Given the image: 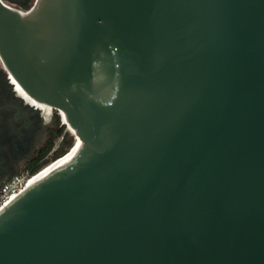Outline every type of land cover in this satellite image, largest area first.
I'll use <instances>...</instances> for the list:
<instances>
[{"label": "water", "instance_id": "obj_1", "mask_svg": "<svg viewBox=\"0 0 264 264\" xmlns=\"http://www.w3.org/2000/svg\"><path fill=\"white\" fill-rule=\"evenodd\" d=\"M28 13L0 1L2 63L85 142L0 211V264H264V0Z\"/></svg>", "mask_w": 264, "mask_h": 264}, {"label": "flooded vegetation", "instance_id": "obj_2", "mask_svg": "<svg viewBox=\"0 0 264 264\" xmlns=\"http://www.w3.org/2000/svg\"><path fill=\"white\" fill-rule=\"evenodd\" d=\"M10 9L32 11L37 0H0ZM64 123L55 108L28 94L10 76L0 57V188L14 174L42 164ZM63 135L56 139L61 141ZM55 143V144H56ZM55 146V145H54Z\"/></svg>", "mask_w": 264, "mask_h": 264}, {"label": "built area", "instance_id": "obj_3", "mask_svg": "<svg viewBox=\"0 0 264 264\" xmlns=\"http://www.w3.org/2000/svg\"><path fill=\"white\" fill-rule=\"evenodd\" d=\"M24 13H28L23 11ZM57 111V110H56ZM59 113V112H58ZM62 122L63 117L59 113ZM65 124V123H64ZM58 147V142L54 146V150ZM49 164V163H48ZM46 164V165H48ZM44 165L42 168H44ZM41 168V169H42ZM41 169L39 171H41ZM32 173L31 170L26 169L20 173L14 174L9 180H7L0 188V211L9 204L19 193H21L27 186L31 184L33 177L39 172Z\"/></svg>", "mask_w": 264, "mask_h": 264}, {"label": "trees", "instance_id": "obj_4", "mask_svg": "<svg viewBox=\"0 0 264 264\" xmlns=\"http://www.w3.org/2000/svg\"><path fill=\"white\" fill-rule=\"evenodd\" d=\"M61 135H63L61 141L59 142L58 148L54 151L52 156H50L46 161H44L42 164H39L38 166L34 167L31 169L32 173H36L39 171L44 165L62 157L64 154H66L74 145L75 138L73 135L70 134L69 131L65 130V125H64V130L59 131L57 134H55L54 138L50 142L48 151L52 150L56 143V139L59 138Z\"/></svg>", "mask_w": 264, "mask_h": 264}, {"label": "bare ground", "instance_id": "obj_5", "mask_svg": "<svg viewBox=\"0 0 264 264\" xmlns=\"http://www.w3.org/2000/svg\"><path fill=\"white\" fill-rule=\"evenodd\" d=\"M27 15H29V13H25ZM16 80V79H15ZM17 84L22 87L20 85V83L18 81H16ZM23 88V87H22ZM24 89V88H23ZM25 90V89H24ZM26 91V90H25ZM27 92V91H26ZM28 93V92H27ZM29 94V93H28ZM31 95V94H30ZM32 96V95H31ZM35 97H33L34 99ZM50 106V105H49ZM52 107V106H51ZM63 115V113H62ZM64 123L67 124L68 129L76 136L77 141L75 142V146L73 145L72 148L68 151V153H66V155L50 162V164L46 165L44 168L41 169V171H39L32 179L31 183H33L35 180H37L38 178H40L41 176H43L44 174H46L47 172H49L50 170H52L54 167H56L58 164H60L63 160H65L68 156H73L74 153L77 151V149L79 148V146L81 145L82 142H85V139L82 138L80 136V132L77 129V127H75L74 125H72L68 119L66 118V115L64 113Z\"/></svg>", "mask_w": 264, "mask_h": 264}, {"label": "rangeland", "instance_id": "obj_6", "mask_svg": "<svg viewBox=\"0 0 264 264\" xmlns=\"http://www.w3.org/2000/svg\"><path fill=\"white\" fill-rule=\"evenodd\" d=\"M65 125V130L66 131H69L70 132V134L71 135H73L74 136V138H75V142L77 141V138H76V136L68 129V126H67V124H64ZM75 142H74V144H75ZM75 146V145H74ZM71 151V150H70ZM50 164V163H49Z\"/></svg>", "mask_w": 264, "mask_h": 264}]
</instances>
